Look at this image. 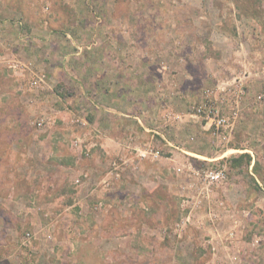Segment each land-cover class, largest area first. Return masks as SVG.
<instances>
[{"label": "rangeland", "instance_id": "rangeland-1", "mask_svg": "<svg viewBox=\"0 0 264 264\" xmlns=\"http://www.w3.org/2000/svg\"><path fill=\"white\" fill-rule=\"evenodd\" d=\"M0 264H264V0H0Z\"/></svg>", "mask_w": 264, "mask_h": 264}, {"label": "built area", "instance_id": "built-area-1", "mask_svg": "<svg viewBox=\"0 0 264 264\" xmlns=\"http://www.w3.org/2000/svg\"><path fill=\"white\" fill-rule=\"evenodd\" d=\"M205 111L206 110L202 106L198 107V112L200 114ZM206 118L211 123V126L216 129L214 130V133H218V132L222 133V130L230 127V119L228 116L224 114H220L213 110H209V112H207ZM158 154L159 152H157L155 156H158ZM206 176L211 181H220L224 178V172L222 170H218V171L212 170V171H209Z\"/></svg>", "mask_w": 264, "mask_h": 264}, {"label": "crops", "instance_id": "crops-1", "mask_svg": "<svg viewBox=\"0 0 264 264\" xmlns=\"http://www.w3.org/2000/svg\"><path fill=\"white\" fill-rule=\"evenodd\" d=\"M106 59H109V56H108V54H107V58ZM117 98H111V101L113 100V101H115ZM119 100V99H118ZM140 103V102H139ZM139 103L136 101V100H134V101H130V104H132V105H136L137 104V106H140L139 105ZM113 107H112V109L115 111V110H117L116 109V106L115 105H112ZM125 112L126 113H124V114H128V115H130V113H128V111H126L125 110ZM123 113V112H122ZM135 118H137L138 120H139V122L141 123V125L144 127V131H153V128H152V126L150 125V124H147V122H145V120H144V118L142 117L141 118V116H138V115H136L135 116ZM147 133H149V132H147ZM146 136H150V134H146Z\"/></svg>", "mask_w": 264, "mask_h": 264}]
</instances>
